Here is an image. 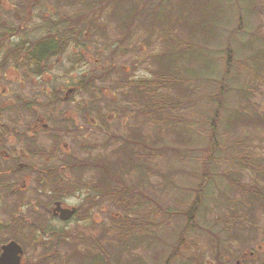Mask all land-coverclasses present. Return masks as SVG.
<instances>
[{"label": "rangeland", "instance_id": "obj_1", "mask_svg": "<svg viewBox=\"0 0 264 264\" xmlns=\"http://www.w3.org/2000/svg\"><path fill=\"white\" fill-rule=\"evenodd\" d=\"M69 1L71 0H0V11L3 12L10 6H26L30 11L29 21L35 23L75 19L85 14L83 6L71 5ZM158 1L160 0H152ZM176 2L177 0H164L162 7H159L157 16L154 17L159 31L164 30L160 14L173 13L176 10ZM192 4L194 8H199V13L204 19L205 16L211 17L210 6L215 5L220 12L217 25L210 30L203 24L195 29L194 22H189L188 25L182 26L180 31L175 28L176 34L166 44L161 36L146 40L145 37L150 32L147 26L129 28L130 35L127 38L126 31L123 34L119 33L116 22L107 20L105 12L98 18L100 19L98 23H103V30H98L94 35L92 31L84 30L89 32L86 38L100 37L119 41L117 43L129 42V52L126 56L122 54L119 57L115 56L112 63L115 70L119 71L117 75H109L105 81H98L95 85L101 106L103 103L111 106L101 109L100 114L105 118L104 122L98 119L96 126L92 127V130H98L96 132L85 129L75 138L70 135L62 138L67 150L84 164L79 166V169L89 167V174L84 173V176L89 178L92 175L93 179L100 168L94 166L98 171L91 172L90 165L86 164L88 158L103 154L109 156L121 146L117 141L119 139L109 138V133L114 135L112 137L125 135L132 139L130 147L134 151L143 150L138 141L148 142L150 147L158 151L156 155L154 150V156L148 161H140L144 177H140L137 169L129 171L126 176H121L128 189L131 190L133 187V196L138 200L134 201L143 207L141 215L146 218L149 216L151 222L159 226L151 227L154 237L150 239V245L142 244L128 253L122 252L120 264H187L186 251L189 238L192 236L190 221L187 219L192 216L193 207L197 210H194V220L198 235L202 228L217 231L219 226L215 224L218 222L220 210L215 205L228 193L220 176L226 175L224 170L233 166L234 160L237 159L233 151L254 150L258 146L264 148V128L259 126L261 121L258 120L261 114L264 115V80L253 81L249 76V72H255L264 78V0H192ZM197 8L195 11L198 13ZM23 13H26V10ZM5 16L8 21H14L13 15ZM179 39L182 42V51L170 49V43L177 46ZM121 44L120 48L123 49V42ZM168 47L174 52L176 60L180 61L176 62L180 67L178 70L181 71L180 75L186 80L190 79L187 80L189 83L187 82L188 88L185 93L170 92L172 98L180 103L179 110L173 113L178 119L175 127H164L147 121L148 117L142 112L144 103L132 99L130 94L132 81L146 82L154 79L156 65L150 62V56L165 52ZM225 50L228 51L227 56ZM179 55L180 57L183 55V59L181 57L178 60ZM106 60L109 59L103 57L100 63L110 65V60ZM226 61L228 69L225 67ZM88 66L92 67L91 63ZM122 67H125V70L122 69L125 74L120 72ZM225 74L227 78L224 84L228 85V89L227 93L221 96L219 82L223 81L222 77ZM121 79L123 83L125 82L123 86L118 84ZM1 84L10 86L21 98L23 95H30L29 92H24L26 83L23 78L13 79V83L1 79ZM246 90L248 92L245 94ZM78 98L85 101L86 95ZM40 99L46 101L42 97ZM112 103H117V107H123V104L127 103V114L121 115L122 110H117L116 116L111 115L110 109L114 106ZM238 109L245 110L244 113L249 114L248 118L245 119L243 113H236ZM233 115L239 117L238 122L231 123L234 120H228ZM105 121L107 126H104ZM83 126L87 127V123H83ZM134 138L137 140L134 141ZM45 139L42 137L37 144L46 147ZM225 151L231 153L227 154ZM35 165L39 164L36 162ZM125 169L121 168L123 171ZM202 176L206 179L203 185ZM77 180L78 177L75 175L73 181L75 185ZM94 182L96 186L97 182L95 180ZM79 188L67 193L68 205L78 204L72 203L70 197L78 200L80 192H83ZM194 201L197 202L194 204ZM89 205V209L93 206L89 211V217L82 220L76 216L67 224L63 236L51 235L50 243L56 241L57 247L51 246L50 249L43 250L40 247H30L33 244L30 235L37 228L29 226L26 220L30 219V215L36 218L39 215L49 218L48 209L51 204L22 206L17 203L16 241L25 251L24 264H46L48 260L53 264H85L82 257L75 261L72 254L76 251L84 254L88 250L92 251L96 258L103 257L100 253L104 251L108 264H114L117 257L114 219L120 218L123 214L122 209L118 207L121 203L118 201L107 203L101 200ZM36 224L34 221V225ZM52 225L58 229L61 227L56 223ZM35 236L38 240H44L41 233ZM95 264L104 263L99 261Z\"/></svg>", "mask_w": 264, "mask_h": 264}, {"label": "flooded vegetation", "instance_id": "obj_2", "mask_svg": "<svg viewBox=\"0 0 264 264\" xmlns=\"http://www.w3.org/2000/svg\"><path fill=\"white\" fill-rule=\"evenodd\" d=\"M7 14L13 15V22L7 20ZM29 20L30 11L22 5L10 6L0 13V257L5 259L3 247L15 243L21 250L19 264H24L25 251L16 241L17 203L22 206L51 204L49 218L30 215L26 220L29 226L37 228L30 235L33 243L30 247L48 250L51 246L57 247L56 241L50 243L51 235L63 236L67 224L76 216L82 220L89 217L93 208L91 205L89 209V203L113 202L111 198L97 195L91 200L86 197L85 188L89 184L94 185V180L97 182L99 178L98 168L90 166L91 172L95 170L97 173L93 179L92 175L89 178L84 176V173L89 174V167L79 169L70 166L73 158L78 157L67 150L62 138L67 135L75 138L85 129L98 131L92 127L96 126L98 119L104 122L100 112L108 105L103 103L101 106L98 102L95 85L98 78L117 75L119 71L112 63L115 56H126L129 52V42L122 41L121 49V41L86 38L89 32L84 30L97 34L98 30L104 29L103 23H35ZM103 57L110 60V65L100 63ZM90 63L92 67L88 66ZM122 69L125 67L120 71L125 74ZM18 77L25 80L24 92L30 95L21 98L10 86L1 84V79L13 83V79ZM84 94L85 101H81L78 97L82 98ZM41 97L46 101H41ZM112 104L111 115L116 116L117 110H122L121 115L127 114V103L123 107ZM259 117L263 121L259 126L264 128V115ZM83 123L91 129L84 127ZM104 126H107L106 121ZM110 136L114 135L109 133ZM42 137L46 138V147L37 144ZM117 137L127 139L125 135ZM117 141L120 143L122 140ZM233 153L237 159L233 166L224 170L226 175L220 176L228 193L215 205L220 210L215 224L219 226L218 230L212 232L202 228L198 235L194 211L189 218L192 236L186 251L187 264H264V148L237 149ZM75 175L80 188L76 186L83 192H80L77 205H68L64 189L74 185ZM56 205L63 209L74 208L75 213L68 220H62L59 213L53 212ZM52 223L61 227H52ZM37 233H41L44 240H38ZM92 254L88 250L79 260L82 257L85 264L99 263ZM7 255L13 259L10 253ZM11 264L16 263L12 261ZM47 264L53 263L48 260Z\"/></svg>", "mask_w": 264, "mask_h": 264}, {"label": "trees", "instance_id": "obj_3", "mask_svg": "<svg viewBox=\"0 0 264 264\" xmlns=\"http://www.w3.org/2000/svg\"><path fill=\"white\" fill-rule=\"evenodd\" d=\"M164 0H160L158 2H152V0H71L68 3L71 5H81L85 8L86 12L83 16H78L75 19L66 18L62 19L60 22H92L98 23L100 19V15L102 12L106 14L107 20L116 22V29L119 33H127V38L129 37V28L137 29L142 28L143 26H147L150 32L147 34L145 39L161 36L163 40H165V44L169 43L170 38H172L176 32L175 28L180 31L182 26H185L189 22H194L195 29L201 27V25H206L208 30L213 28L218 23V14L220 13L217 8L214 6H210L211 8V17L205 16V19L201 14L195 11L194 4H192V0H177L176 2V10L161 15V26L164 30L159 31V27L155 23L154 17L157 16L159 7H162ZM210 5V4H209ZM190 12V13H189ZM192 16V17H188ZM145 21V22H144ZM145 23V24H144ZM188 25V24H187ZM146 27V29H148ZM238 27V26H237ZM207 29V28H206ZM150 38V39H151ZM181 39L178 40L177 46L172 45L170 43V49L181 50ZM174 52L167 48V51L151 55L150 62L156 65V75L154 74V79L150 81H132L130 83V89L132 92L131 98L136 99L138 101L144 103V109L142 108V112L145 116H147V121L155 122L156 124L163 125L164 127H175L178 119L173 114L174 112L179 110L180 103H178L174 98H172L170 92H175L177 94L185 93L187 85V79L182 77L181 71H178L180 67L175 56ZM226 56L228 55V51L225 50ZM176 55V54H175ZM183 59V55H181ZM180 55L178 56V60H180ZM181 59V60H182ZM226 69H228V62L225 63ZM176 70L178 72H176ZM247 70L251 71V69L247 68ZM249 76L253 79V81L264 80L262 76H258L255 72H249ZM225 74L220 81L221 83L219 93L222 95L228 89V85L224 84L226 80ZM99 81L106 80L105 77L98 78ZM189 83V82H188ZM120 85H124L123 83L118 82ZM122 90V89H121ZM248 92L246 90L245 94ZM227 93V92H226ZM126 96V95H124ZM246 108V107H245ZM245 110L238 109L236 113H243L248 118L249 114L244 113ZM172 112V113H171ZM166 113L168 115H166ZM171 117V119H169ZM250 118V117H249ZM228 120H234L231 123L238 122L239 117L237 115L231 116ZM258 120H262L258 117ZM118 137L110 136V139H117ZM122 140L119 146L120 148L116 149V151L109 156L107 154H103L101 156L90 157L86 162L88 165L98 166V180L97 185L94 186L89 184V187L85 188L87 190L86 197L88 199H93L96 197L111 198L113 202H120L121 205H118L120 209H122L123 214L120 218L114 219V237H115V251L117 253V257H115L114 264H120V256L122 252L128 253L130 250L136 248L139 245H150V239L154 236L151 233L153 228H157L158 224H153L149 218V216L143 217L141 215V211L143 207L135 201H138L134 198L133 187L128 189L125 186V182L121 178L124 173H128L131 170L137 169L140 177H144L143 165L140 163L141 160L148 161L149 158L157 155V149L150 147V144L145 141H138L140 145H142L143 150L134 151L130 144L132 139L124 140L122 137L118 138ZM137 138H134V141ZM140 140V139H139ZM145 152V153H144ZM85 164V165H86ZM84 165L82 162H79L78 159L73 158V163L70 166L79 167ZM121 168H126L124 171ZM201 178V184L203 185L205 182L204 176ZM205 179V180H204ZM201 185V186H202ZM76 185L67 186L64 190L69 193L73 190H77ZM94 186V187H93ZM200 186V187H201ZM97 193V194H96ZM200 199V198H199ZM197 198V200H199ZM135 200V201H134ZM197 201H194V204ZM91 204V203H90ZM192 208V207H191ZM191 208L189 210H191ZM196 207H193V209ZM139 210V211H138ZM195 210V209H194ZM193 210V211H194ZM192 211V210H191ZM190 211V212H191ZM138 214V215H137ZM139 217H137V216ZM189 220V218L187 219ZM150 229V230H149ZM42 243L41 245H45ZM101 251V250H100ZM100 254H103V257H99L98 260L103 262L104 264H108L107 254L101 251ZM82 254L76 251L72 254L74 260L79 259ZM48 262H46L47 264ZM77 263V262H76Z\"/></svg>", "mask_w": 264, "mask_h": 264}, {"label": "water", "instance_id": "obj_4", "mask_svg": "<svg viewBox=\"0 0 264 264\" xmlns=\"http://www.w3.org/2000/svg\"><path fill=\"white\" fill-rule=\"evenodd\" d=\"M54 213H59L60 218L62 220H68L74 213H75V209H63V208H59L58 205H56V208L53 210ZM3 252L4 253V257H0V264H11L12 261L13 263L19 264V255L21 254V250L19 248L18 245H16L15 243H10L7 246L3 247ZM10 253L13 257V259H9L7 258V254ZM16 256V258H14Z\"/></svg>", "mask_w": 264, "mask_h": 264}, {"label": "clouds", "instance_id": "obj_5", "mask_svg": "<svg viewBox=\"0 0 264 264\" xmlns=\"http://www.w3.org/2000/svg\"><path fill=\"white\" fill-rule=\"evenodd\" d=\"M70 200H71L72 203H79L78 200H75V199H73V198H71V197H70ZM62 223H63V222H62Z\"/></svg>", "mask_w": 264, "mask_h": 264}]
</instances>
